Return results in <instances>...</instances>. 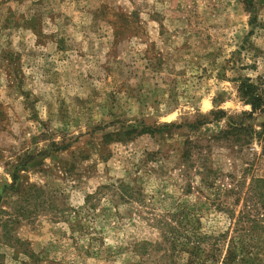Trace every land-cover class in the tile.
<instances>
[{
  "label": "rangeland",
  "instance_id": "rangeland-1",
  "mask_svg": "<svg viewBox=\"0 0 264 264\" xmlns=\"http://www.w3.org/2000/svg\"><path fill=\"white\" fill-rule=\"evenodd\" d=\"M252 196L264 0H0V264H168L159 226L229 240L254 204L264 242Z\"/></svg>",
  "mask_w": 264,
  "mask_h": 264
},
{
  "label": "trees",
  "instance_id": "trees-1",
  "mask_svg": "<svg viewBox=\"0 0 264 264\" xmlns=\"http://www.w3.org/2000/svg\"><path fill=\"white\" fill-rule=\"evenodd\" d=\"M242 87L245 103L251 106L253 111L260 109L261 98L254 93L253 86L242 84ZM157 131L160 129L145 128L141 134H154ZM253 183L260 182L256 180ZM250 199L253 201L256 199L257 204H260L258 210H264V204H261L264 199L261 196H252ZM254 205L244 208L240 213L233 226L234 237L229 240H226L227 234L225 233L219 234L217 237L213 234L192 233L188 235V230L185 229L183 233L186 234H182L181 231L167 223L159 226L161 242L152 246V250H161V258L168 264H173V253L178 246V240H180V244L185 250L190 251L191 257L195 260L194 264H264V257L261 255L264 251V242H256L250 237V233L259 227L258 219H255L256 214L252 216L251 213L252 209L256 207Z\"/></svg>",
  "mask_w": 264,
  "mask_h": 264
}]
</instances>
